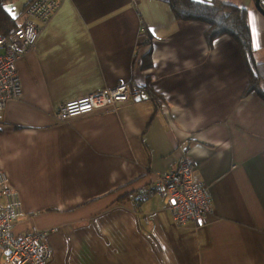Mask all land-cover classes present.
<instances>
[{"label": "crops", "instance_id": "0c3cea01", "mask_svg": "<svg viewBox=\"0 0 264 264\" xmlns=\"http://www.w3.org/2000/svg\"><path fill=\"white\" fill-rule=\"evenodd\" d=\"M31 1L3 8L20 26ZM168 1L62 0L16 61L22 94L0 116V170L24 213L12 232L47 231V264H264V99L244 94L235 41L208 46L207 25L178 21ZM219 1L247 10L264 94V16L255 0ZM121 84L162 103L57 119L63 103ZM186 157L211 198L203 223L174 224L158 193L134 204Z\"/></svg>", "mask_w": 264, "mask_h": 264}, {"label": "built area", "instance_id": "2783aa9c", "mask_svg": "<svg viewBox=\"0 0 264 264\" xmlns=\"http://www.w3.org/2000/svg\"><path fill=\"white\" fill-rule=\"evenodd\" d=\"M62 0H32L24 11V22L0 36V116L6 104L21 97L22 88L16 71L19 57L33 49L42 26L58 9ZM264 10V0H259ZM144 98L139 87L121 84L113 89L90 93L67 101L57 110V119H65L134 103ZM194 164L189 158L131 194L135 205L153 194H160L165 210L176 225L187 221L203 223L212 211L211 198L205 185L195 181ZM24 217L19 193L11 188L4 171L0 170V254L6 264H47L51 250L47 244V231L23 230L15 235L12 228Z\"/></svg>", "mask_w": 264, "mask_h": 264}, {"label": "trees", "instance_id": "16d2710c", "mask_svg": "<svg viewBox=\"0 0 264 264\" xmlns=\"http://www.w3.org/2000/svg\"><path fill=\"white\" fill-rule=\"evenodd\" d=\"M6 2H0V36L6 35L17 27V18H12L3 8ZM168 4L178 21H196L207 25L204 38L208 46L221 36L231 37L239 48L247 73L248 83L244 94L255 92L264 99V94L260 90L263 67L257 64L253 57L254 49L246 9H240L219 0H169ZM139 89L143 96L156 106L162 103L159 96L155 95L148 85ZM125 197L126 195L119 198L117 202L124 200Z\"/></svg>", "mask_w": 264, "mask_h": 264}, {"label": "water", "instance_id": "95a60500", "mask_svg": "<svg viewBox=\"0 0 264 264\" xmlns=\"http://www.w3.org/2000/svg\"><path fill=\"white\" fill-rule=\"evenodd\" d=\"M1 1H12V0H0ZM256 9L264 16V10L259 5V0H255Z\"/></svg>", "mask_w": 264, "mask_h": 264}]
</instances>
